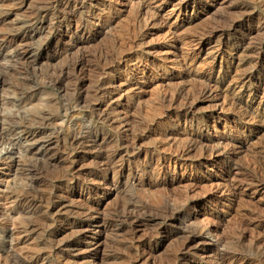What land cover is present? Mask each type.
I'll return each mask as SVG.
<instances>
[{
    "label": "rangeland",
    "instance_id": "rangeland-1",
    "mask_svg": "<svg viewBox=\"0 0 264 264\" xmlns=\"http://www.w3.org/2000/svg\"><path fill=\"white\" fill-rule=\"evenodd\" d=\"M0 264H264V0H0Z\"/></svg>",
    "mask_w": 264,
    "mask_h": 264
},
{
    "label": "bare ground",
    "instance_id": "bare-ground-1",
    "mask_svg": "<svg viewBox=\"0 0 264 264\" xmlns=\"http://www.w3.org/2000/svg\"><path fill=\"white\" fill-rule=\"evenodd\" d=\"M11 41V40H10ZM258 75V74H257ZM235 79V78H234ZM244 79V78H243ZM247 79V78H246ZM236 80V79H235ZM227 81V80H226ZM243 84V83H242ZM210 86V85H209ZM242 86V85H241ZM212 87V86H211ZM210 88V87H209Z\"/></svg>",
    "mask_w": 264,
    "mask_h": 264
}]
</instances>
